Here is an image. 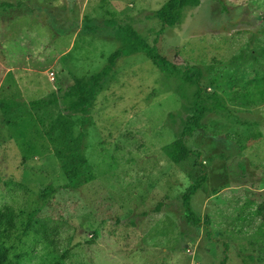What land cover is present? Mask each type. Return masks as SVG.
<instances>
[{"label":"rangeland","instance_id":"obj_1","mask_svg":"<svg viewBox=\"0 0 264 264\" xmlns=\"http://www.w3.org/2000/svg\"><path fill=\"white\" fill-rule=\"evenodd\" d=\"M4 1L14 4L0 8V207L17 212L11 264H264V0H201L172 26L155 14L167 0ZM123 26L157 38L180 69L162 71L144 53L118 58L82 142L92 179L68 187L65 145L82 114L30 103L99 71ZM199 89L208 112L187 141L202 155L177 164L165 147ZM200 162L207 179L192 206L203 222L194 224L182 195Z\"/></svg>","mask_w":264,"mask_h":264},{"label":"trees","instance_id":"obj_2","mask_svg":"<svg viewBox=\"0 0 264 264\" xmlns=\"http://www.w3.org/2000/svg\"><path fill=\"white\" fill-rule=\"evenodd\" d=\"M201 0H167L155 14L160 19L163 25H175L180 18V10L188 4L199 5ZM14 4L11 2H0V8L12 7ZM122 31V44L121 46L112 52L107 63L97 72L93 73L89 77H80L75 80L73 85L68 86L62 91L60 96H52L46 99L34 100L30 104L34 109H48L51 105L62 104V110L68 113H80L82 114L81 130L76 138H69L66 142L65 150L68 157L74 164L73 175L74 178L67 184L68 187L76 188L83 182H88L92 178L91 176H85L82 168L85 164V159L82 154V142L85 137V131L90 124L91 109L96 98L98 91L103 87V83L108 78L115 66L119 57L122 55H132L135 53H144L148 56L152 62L162 71L170 72L179 70V66L164 58L157 46V38L154 43H150L146 38L141 36L131 26L121 27ZM189 68V67H188ZM187 68V69H188ZM201 70L197 68L193 74L195 83H200ZM215 95V104H213L212 110L218 109L221 99ZM208 112V106L201 89L197 91L196 99L194 102V109L192 114L187 119L186 124L179 138L173 141L171 144L165 147L167 156L174 163H181L189 156L194 155L201 157L202 152L197 149H193L189 146L187 138L192 137L194 133L202 126V120ZM54 126L49 128L44 125L46 130L53 131ZM65 128V127H64ZM201 174L198 176L195 182L189 185L185 193L182 195L183 205L185 207V214L189 221L194 224H200L203 222L200 214L195 212L192 206V197L203 186L207 179L204 163L200 162ZM55 191L53 186H49L41 194L42 199H46ZM256 213L260 215L264 220V202L258 205ZM36 211L30 213L26 228L20 232V236L26 234L28 225L34 219ZM17 212L10 205L5 204L0 207V264H11L9 247L7 245L8 240L14 236V229L16 228ZM209 219L206 218L208 223ZM18 235V234H17Z\"/></svg>","mask_w":264,"mask_h":264}]
</instances>
